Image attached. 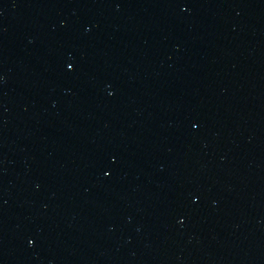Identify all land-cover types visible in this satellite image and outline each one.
I'll use <instances>...</instances> for the list:
<instances>
[{
  "label": "water",
  "instance_id": "95a60500",
  "mask_svg": "<svg viewBox=\"0 0 264 264\" xmlns=\"http://www.w3.org/2000/svg\"><path fill=\"white\" fill-rule=\"evenodd\" d=\"M0 264H264V0H0Z\"/></svg>",
  "mask_w": 264,
  "mask_h": 264
}]
</instances>
